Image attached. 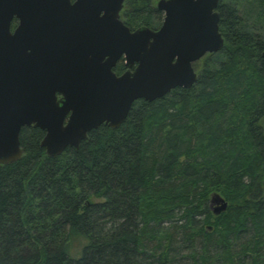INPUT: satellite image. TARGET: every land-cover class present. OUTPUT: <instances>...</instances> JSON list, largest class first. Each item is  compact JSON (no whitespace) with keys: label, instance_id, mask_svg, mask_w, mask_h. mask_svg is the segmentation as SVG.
Returning a JSON list of instances; mask_svg holds the SVG:
<instances>
[{"label":"trees","instance_id":"1","mask_svg":"<svg viewBox=\"0 0 264 264\" xmlns=\"http://www.w3.org/2000/svg\"><path fill=\"white\" fill-rule=\"evenodd\" d=\"M158 1L125 0L123 23L159 29ZM246 1L220 0L224 47L190 89L57 157L20 130L21 158L0 164V264H264V0Z\"/></svg>","mask_w":264,"mask_h":264},{"label":"water","instance_id":"2","mask_svg":"<svg viewBox=\"0 0 264 264\" xmlns=\"http://www.w3.org/2000/svg\"><path fill=\"white\" fill-rule=\"evenodd\" d=\"M124 1L0 0L1 165L21 158L23 127L44 131L41 147L57 157L101 125L119 128L135 101L190 89L194 64L224 47L220 0H159L160 28L134 31L120 20ZM121 59L135 67L116 76ZM210 203L215 215L228 206L218 194Z\"/></svg>","mask_w":264,"mask_h":264},{"label":"rangeland","instance_id":"3","mask_svg":"<svg viewBox=\"0 0 264 264\" xmlns=\"http://www.w3.org/2000/svg\"><path fill=\"white\" fill-rule=\"evenodd\" d=\"M239 2H240V6L241 7H245V6H248V3H246L247 1L246 0H239ZM15 27V21L12 23V28H14ZM121 60H123V59H121ZM136 102V101H135ZM209 201H211V198L209 199ZM210 208L211 209H214V208H216V207H219V205L218 204H216V203H214V204H212V206H211V203H210ZM165 226H167V225H165ZM82 244H83V242H82V240L80 239V240H75L74 242H73V247H74V249H73V251H72V253H71V256L72 257H77V255H78V253H79V251H80V249H81V246H82Z\"/></svg>","mask_w":264,"mask_h":264},{"label":"flooded vegetation","instance_id":"4","mask_svg":"<svg viewBox=\"0 0 264 264\" xmlns=\"http://www.w3.org/2000/svg\"><path fill=\"white\" fill-rule=\"evenodd\" d=\"M72 1V0H71ZM123 7H124V5H123ZM123 10V9H122ZM121 10V11H122ZM120 20L122 21V19H121V12H120ZM123 22V21H122ZM125 25V24H124ZM18 26V20H16L15 19V28ZM126 26V25H125ZM132 31V30H131ZM134 31V30H133ZM119 64H123V66H124V68H123V70L121 71V72H117V66L119 65ZM135 67V66H134ZM134 67L133 68H127L126 67V65L124 64V61L123 60H120L119 62H117V64H116V66L113 68V72L115 73V75L116 76H121L123 73H125L126 71H128V69L130 70V71H133L134 70Z\"/></svg>","mask_w":264,"mask_h":264}]
</instances>
